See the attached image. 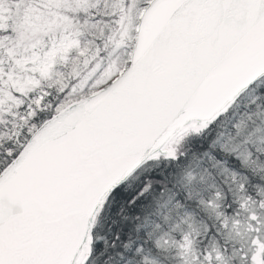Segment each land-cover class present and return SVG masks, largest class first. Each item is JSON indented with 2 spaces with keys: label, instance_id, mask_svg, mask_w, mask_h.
I'll return each instance as SVG.
<instances>
[{
  "label": "snow or ice",
  "instance_id": "obj_1",
  "mask_svg": "<svg viewBox=\"0 0 264 264\" xmlns=\"http://www.w3.org/2000/svg\"><path fill=\"white\" fill-rule=\"evenodd\" d=\"M103 15L116 28L103 54L99 43L94 52L81 46L79 32L23 55L0 37V264H99L118 247L121 264H160L171 230L197 219L180 215L181 194L180 223L167 213L145 217L137 239L122 245L130 226L113 219L115 204L139 209L153 182L168 176L148 165L167 161L175 171L181 142L224 129L242 92L254 94V115L264 117V95H255L264 92V0H113ZM73 53L85 71L57 70ZM231 127L228 139L247 123ZM127 184L137 191L131 199ZM196 203L214 211L213 223L200 222L225 244L197 252L182 232L176 264H231L237 256L240 264H264V190L236 199L230 214L209 197ZM242 217L246 243L229 252L225 234ZM154 232H163L155 243Z\"/></svg>",
  "mask_w": 264,
  "mask_h": 264
},
{
  "label": "clouds",
  "instance_id": "obj_2",
  "mask_svg": "<svg viewBox=\"0 0 264 264\" xmlns=\"http://www.w3.org/2000/svg\"><path fill=\"white\" fill-rule=\"evenodd\" d=\"M112 7L113 0H88L87 3L85 0H39V4L30 11L27 18L21 17L16 21L14 35L5 40V44L12 47L16 53L23 55L26 50L30 51L33 45L42 51L45 46V38L50 42L57 35L63 36L65 33L77 38L76 33L79 32L78 38L81 41V46L90 47L94 52L97 43H99L103 54L105 46L109 44L108 36L116 31L115 25H111L110 20L109 24L102 22L106 18L108 19L103 13L106 10L111 12ZM93 12L96 13L95 18ZM57 63L64 66L63 74H70L73 68H77L81 72L86 68L83 60L76 55H72L67 64L62 61H57ZM92 90L89 87L86 91L78 93V97L87 96ZM255 111L254 108L229 114L216 147H209L201 154H190L176 165L175 171L170 172L166 178L154 181V184L159 185V190L154 187L146 193L145 202L139 207L138 213L132 212L130 204L124 201L114 219L123 222L124 218L128 217L132 227L127 233H124L127 239L121 241V245L128 239L133 241L137 239L135 225L143 223L145 217L156 218L167 213L171 217L172 224L180 223L174 207L177 203V193L181 194L184 205L180 210V215L194 212L197 218L201 213H204L212 222H214L212 220L214 211L201 208L196 201L209 197L221 206L225 203L226 191L231 193L234 202L238 198L247 196L257 199L261 190H264V117L255 116ZM241 119L245 120L247 128L241 135L233 134L232 139H228L227 133L232 132L231 126ZM215 140H217V136L213 141ZM221 143L225 146L223 151L220 148ZM213 151L219 152L221 159H217L212 154ZM229 156L238 158V163L232 162L235 165V170L226 166ZM189 173L196 177L192 182L187 180ZM215 191L222 193L219 200H216L212 195ZM136 195L137 191L132 188L129 191V199ZM165 205L167 208L164 207ZM201 219H196L194 223H180L179 229L171 230L167 238V250L174 249L176 251L177 238L174 233L183 232L190 235L195 242V250L199 252V242L196 241V236L207 232L204 224L200 222ZM241 219L242 223L238 230L230 229L225 234L228 243L238 245V248L246 243L247 238V225L243 217ZM162 235L163 232H154L153 242L160 240ZM215 244L216 239L212 238L207 247L211 248ZM121 251L120 247L111 249L106 255L99 257V264H104V261L109 260V257H111L109 264H121L118 255Z\"/></svg>",
  "mask_w": 264,
  "mask_h": 264
},
{
  "label": "trees",
  "instance_id": "obj_3",
  "mask_svg": "<svg viewBox=\"0 0 264 264\" xmlns=\"http://www.w3.org/2000/svg\"><path fill=\"white\" fill-rule=\"evenodd\" d=\"M93 16H94V18L96 17V13L95 12H93ZM10 36H11V34H10ZM0 37H5V34L2 35V33L0 32ZM6 37H9V35L6 36ZM50 42L47 40L46 43H45V47L49 46ZM73 55H74V53H73ZM56 67H57V70H59V71H63L64 70V66L62 64H58ZM262 77H264V75ZM246 93L247 92L242 93L240 95V97H238L235 100V102L233 103V105L234 104L235 105L232 107L231 113H234V111H235V109H236V107L238 105V103H236V102L239 101L240 98H242ZM253 95L254 94L252 93L251 95H247V96L243 97V99L239 103L240 111L248 110V109L245 108V106H248L251 109H253L255 107L254 104L252 103ZM255 95H264V92L255 93ZM218 131H221V130L216 128V127H212L210 129L206 130L202 136L201 135L192 134V135L186 137L181 142V145L179 146V149H178L179 152L183 153V156L181 157L182 161L185 160L192 153L201 154V153H204L205 151H207L209 149L210 145H211V142L216 138ZM212 154L214 156H216L217 159H221V157L219 155V152L213 151ZM233 161L238 163V158L235 157V156H229V159L226 162V166H229L233 170H235V165L232 164ZM146 170L147 171L158 170V173H159V175L161 177L165 173L169 174L170 172H172V169L170 168V166L167 163V161H160V160H157L154 164L148 165V168ZM245 187H247V185H245ZM132 188H133V184L125 185V191H130ZM155 188L157 190H159V185L157 184L155 186ZM225 188H227L226 185H225ZM181 202L183 203L182 197H181ZM122 204H123V201L118 202V203L115 204L114 208L112 209V211L114 213L113 219L115 217L116 212L120 209ZM235 206H236V204H235V202L233 200V197L231 196V193L226 191V193H225V203L221 205V208L223 210L229 211L228 213L230 214ZM132 212L138 213L139 209L134 210ZM201 214H203V213H201ZM123 222L126 223L127 225H129L130 227H132V223L129 220L123 221ZM210 222H212V221H210ZM208 232H210V231H207L203 235H197L196 236L197 239H200V238H202L204 236L203 237V241H204L207 238V236H208ZM125 233H127V231H125ZM211 233L216 235L215 232H211ZM98 235L103 236L104 234L103 233H98ZM124 238L127 239L125 236H124ZM221 242H223L222 238L220 239L219 243L218 242H216V243L217 244H221ZM161 253H164V252H161Z\"/></svg>",
  "mask_w": 264,
  "mask_h": 264
},
{
  "label": "rangeland",
  "instance_id": "obj_4",
  "mask_svg": "<svg viewBox=\"0 0 264 264\" xmlns=\"http://www.w3.org/2000/svg\"><path fill=\"white\" fill-rule=\"evenodd\" d=\"M38 4L39 0H0V25H3V27L0 28V32L2 33V35L5 34V37L9 35V37L6 38H11L14 35L16 21L21 17L27 18L30 11H32ZM56 38H59V35H57ZM47 40L48 39L45 38V43ZM251 94L252 92H247L244 96ZM243 97L236 102L238 103V105L234 112H240L239 103L243 99ZM245 108L251 109L248 106H245ZM212 238H215L216 242H219V239H221L217 234L215 235L211 232H208V240ZM200 240L201 239H197L196 237L197 242L200 243ZM229 244L230 243H228V245ZM232 246H234L235 248L239 247L238 245Z\"/></svg>",
  "mask_w": 264,
  "mask_h": 264
},
{
  "label": "flooded vegetation",
  "instance_id": "obj_5",
  "mask_svg": "<svg viewBox=\"0 0 264 264\" xmlns=\"http://www.w3.org/2000/svg\"><path fill=\"white\" fill-rule=\"evenodd\" d=\"M226 213H228L229 211L224 210ZM221 245V244H220ZM229 247V252L231 251V249L234 247L231 244L228 245ZM238 248V247H237ZM161 252H167L168 258L164 259L162 257H160V264H176V255H175V250H167V251H163L160 250ZM232 264H240V258L237 256L235 258H233L232 260Z\"/></svg>",
  "mask_w": 264,
  "mask_h": 264
},
{
  "label": "bare ground",
  "instance_id": "obj_6",
  "mask_svg": "<svg viewBox=\"0 0 264 264\" xmlns=\"http://www.w3.org/2000/svg\"><path fill=\"white\" fill-rule=\"evenodd\" d=\"M203 217V219H201ZM197 219H201L203 220L204 223H209L210 220L205 216V214H201L199 217H197ZM212 223V222H210ZM174 235L176 236V238L178 239V236L176 233H174ZM160 257L164 258V259H167L168 258V255H167V252H164V253H161Z\"/></svg>",
  "mask_w": 264,
  "mask_h": 264
},
{
  "label": "water",
  "instance_id": "obj_7",
  "mask_svg": "<svg viewBox=\"0 0 264 264\" xmlns=\"http://www.w3.org/2000/svg\"><path fill=\"white\" fill-rule=\"evenodd\" d=\"M264 73H261V76L263 75ZM18 210V209H17Z\"/></svg>",
  "mask_w": 264,
  "mask_h": 264
}]
</instances>
